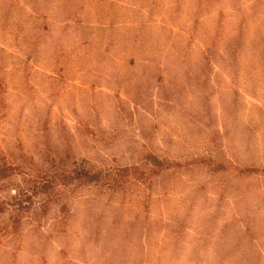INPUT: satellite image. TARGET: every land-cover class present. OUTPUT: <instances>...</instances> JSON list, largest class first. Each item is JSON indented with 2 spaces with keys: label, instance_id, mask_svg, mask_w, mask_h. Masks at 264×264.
Here are the masks:
<instances>
[{
  "label": "rangeland",
  "instance_id": "374dc122",
  "mask_svg": "<svg viewBox=\"0 0 264 264\" xmlns=\"http://www.w3.org/2000/svg\"><path fill=\"white\" fill-rule=\"evenodd\" d=\"M0 78V154L38 157L31 127L49 121L50 144L69 151L60 195L71 213L64 224L51 203L34 210L36 195L16 233L1 215L0 264H264V0H0ZM147 87L135 131L155 130L151 149L174 163L151 174L148 159L137 180L139 156L114 161L104 121L80 138L75 110ZM59 119L78 135L74 149L58 139ZM96 219L97 247L82 242Z\"/></svg>",
  "mask_w": 264,
  "mask_h": 264
},
{
  "label": "trees",
  "instance_id": "16d2710c",
  "mask_svg": "<svg viewBox=\"0 0 264 264\" xmlns=\"http://www.w3.org/2000/svg\"><path fill=\"white\" fill-rule=\"evenodd\" d=\"M37 14L41 24H47L46 21L48 18L43 17L42 13ZM156 67H158L159 69V65H156ZM142 78L139 79L136 83L138 88L140 87V83L145 84L150 81V79L148 81L145 76H142ZM155 82L151 81V84L153 86H157L155 85ZM149 91L150 90L148 89V87L144 92H142V90L140 89H137L136 92L131 91L126 95L127 100L118 98L117 102L115 101L114 105L107 109L101 102L92 101L85 104V107H87L85 113L81 114L77 111V109L75 110L77 118L74 129L75 131H77L80 138H85L88 133L92 135V138L98 136V133H96V131H99V128L97 126L104 121L113 128L110 130V137L113 138L112 140H115L116 138V141L112 144L111 141H106L102 144L101 148L108 151L109 154L113 156L114 161H121V159H125L128 161L139 156L138 160H135L132 164H130L132 165V169H134L135 179L137 180L143 179L144 175L142 176L139 171L142 170V167H146L145 161H147L148 159L155 161V163H153L154 169H152V172H150L151 174H159L163 170V168H167L170 166V164L167 163H171L172 165L173 162L168 157L160 158L151 149H154V146L149 140L153 139L155 130L149 132V134H146L148 132H145L144 129H141L140 126L141 130L139 131V134H137L135 131V127H137L134 125L136 118L135 112L138 111L139 108L146 110L150 103L153 102L152 97L150 98V95H148ZM4 92L5 86H3L2 79L0 78V95ZM92 96L95 97V95ZM107 96L109 98H112V95ZM162 99L166 100L165 98ZM4 111L5 102L4 99L0 97V114L4 115ZM56 123L58 126H60L61 129L57 130L58 139L69 142L67 143L68 150L74 149L75 145H73L72 139L75 140L78 135H76V133H70L68 125L64 122V120L59 119ZM52 127L54 126L49 124V121L47 120L39 121L36 127H31V132L38 140V157H36L34 153L31 154L28 150H25L24 147L19 153L11 152L9 155H7L6 153L0 154V216L6 215L7 212H9L10 216L9 222L1 227L4 233L5 230L8 233H16V229L23 223V214L33 206L35 207L34 210L42 212L43 209L44 214H47L46 209L50 205V203V207L52 206V209L55 208L62 213L61 219H63V221L60 222L67 224V218L71 213L70 210L66 207L68 206L67 202L64 201V203H62L61 201L60 194L62 193V189H60V186H62V184H64L65 186H69L70 182L66 179V172L63 173L60 168H62L61 165L65 166V163L63 164V161L66 160V155H69V151H66V149H63V151L59 150V148H57L58 144L60 143L59 141L50 144V142L54 139L52 136ZM151 127H154L152 122ZM114 129H118L120 133H117L114 136L112 133ZM17 140L19 144H22L23 140L21 139L20 134L18 135ZM88 142L92 143L93 145L96 144L95 142L90 140ZM89 143L85 145V148H92L93 145L89 146ZM121 143L123 144V147L120 146ZM148 149H151L149 154H144L143 152H147ZM128 150L130 151V154L129 156H126V151ZM117 152H121V154L118 155ZM0 153H2V151H0ZM8 156L11 160L8 158ZM125 166H127L128 169L129 165ZM122 168H124V166ZM50 169L54 171L57 170L55 176L49 177ZM17 170L20 173H23V182L19 181L14 183L15 187L13 189H15V193H12L13 189L10 188L8 184L10 180L14 179L15 171ZM60 175L61 178H59ZM102 176H107V174H99L98 176H96L95 181H90L89 178H84L80 179L77 182L78 185L87 183L98 184L100 183V179H103ZM148 176L149 175H147V177ZM112 188L115 189V187ZM46 189L55 190V192H49L46 194ZM36 195H41L42 197H40L35 205L32 206V203L34 202L32 200ZM23 197H27L28 199L24 201ZM57 198L59 200H57ZM58 205L59 207L57 208ZM76 215V212L73 213V217ZM83 228L87 231L88 234L86 235L85 240H83L82 242L84 244L92 242L93 245L97 247V243L100 241L103 235L101 234L103 221L97 219L90 220L83 226Z\"/></svg>",
  "mask_w": 264,
  "mask_h": 264
}]
</instances>
